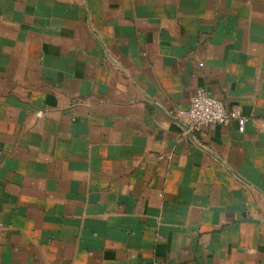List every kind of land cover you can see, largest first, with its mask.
Returning a JSON list of instances; mask_svg holds the SVG:
<instances>
[{
    "label": "crops",
    "instance_id": "obj_1",
    "mask_svg": "<svg viewBox=\"0 0 264 264\" xmlns=\"http://www.w3.org/2000/svg\"><path fill=\"white\" fill-rule=\"evenodd\" d=\"M0 264H264V0H0Z\"/></svg>",
    "mask_w": 264,
    "mask_h": 264
},
{
    "label": "built area",
    "instance_id": "obj_2",
    "mask_svg": "<svg viewBox=\"0 0 264 264\" xmlns=\"http://www.w3.org/2000/svg\"><path fill=\"white\" fill-rule=\"evenodd\" d=\"M179 114L186 122L187 130L199 132L207 125H223L228 120H235L240 128L244 118L238 110L226 111L222 103L210 97L203 88L196 89L191 97L189 108Z\"/></svg>",
    "mask_w": 264,
    "mask_h": 264
}]
</instances>
